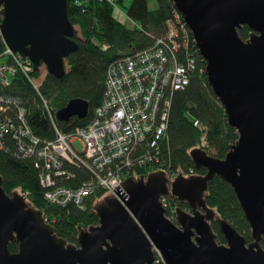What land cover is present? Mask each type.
I'll return each instance as SVG.
<instances>
[{"label": "water", "instance_id": "obj_1", "mask_svg": "<svg viewBox=\"0 0 264 264\" xmlns=\"http://www.w3.org/2000/svg\"><path fill=\"white\" fill-rule=\"evenodd\" d=\"M189 27L212 92L238 137L222 158L189 150L203 174L165 170L122 181L124 192L96 203L97 223L79 227L77 243L55 233L43 212L18 191L7 193L0 176V264H153L152 246L166 264H264V0H172ZM0 38L28 57L33 69L61 77L65 59L78 48L67 0H0ZM249 28L247 38L237 29ZM89 102L70 98L55 113L58 121L83 119ZM218 176L232 188L250 228L239 233L205 203L208 181ZM184 201L177 224L168 220L159 197ZM216 220L224 242L216 240ZM18 247L11 252L9 242Z\"/></svg>", "mask_w": 264, "mask_h": 264}, {"label": "built area", "instance_id": "obj_2", "mask_svg": "<svg viewBox=\"0 0 264 264\" xmlns=\"http://www.w3.org/2000/svg\"><path fill=\"white\" fill-rule=\"evenodd\" d=\"M85 6L89 0H71ZM112 6L117 19L139 25L117 5ZM84 9V7L82 8ZM1 17V13H0ZM3 42V41H2ZM106 48V44H102ZM204 60L197 52L189 27L175 8L164 20V31L153 36L151 45L133 50L112 60L106 67L99 103L88 112L85 122L64 131L56 124V116L43 99L49 113L54 137L41 139L28 125L22 101L15 95L0 92V146L7 132L14 139L15 153L32 157L39 168V183L43 198L57 206L84 208L85 197L96 189L118 197L124 192L122 181L138 179L150 171L165 170L169 181L177 172L157 165L159 141L165 134L171 95L184 88L190 77L204 70ZM33 64L28 57L11 51L3 42L0 47V87L10 85L16 74H23L37 89L42 77L32 75ZM199 130L197 147L207 144L206 126L192 121ZM75 142H79L78 149ZM86 170L87 179L75 186L62 183L74 177V169ZM191 167L184 173L192 175ZM24 196L27 192H22ZM169 195L159 197L165 217L178 225L175 202ZM184 210H189L185 209ZM153 264H166L160 251L152 246Z\"/></svg>", "mask_w": 264, "mask_h": 264}, {"label": "trees", "instance_id": "obj_3", "mask_svg": "<svg viewBox=\"0 0 264 264\" xmlns=\"http://www.w3.org/2000/svg\"><path fill=\"white\" fill-rule=\"evenodd\" d=\"M116 1L117 4L123 3V0ZM154 1V8H149V0H130L126 6V14L139 25L135 27L117 19L112 6L105 1L89 0L85 6H81L67 0L68 18L77 26L73 38L78 43V48L65 59L66 73L57 78L46 72L37 89L23 74L18 73L10 85L0 87V92L15 95L22 101L26 121L38 137L53 138L51 118L43 106V99L47 101L53 115L70 98L77 97L89 102L90 112L99 103L107 65L121 55L151 45L153 36L164 31V20L171 14L174 6L172 0ZM237 31L245 39L250 30L242 25ZM102 44L107 47L103 48ZM0 47H3L1 39ZM32 75L38 76L39 68L33 69ZM193 119H198L206 126L207 144L204 149L209 154L222 158L229 145L237 139L238 133L227 123L223 106L212 92L204 70L194 73L184 88L175 90L171 95L166 134L158 146V166L180 174L191 167L195 170L189 150L197 146L199 130L194 127ZM83 122L84 118L77 117L65 122L56 119V124L64 131ZM1 140L0 176L4 190L9 194L13 191L27 192V203L43 212L45 220L54 226L55 233L66 243L76 244L79 227L97 223L95 200H100L104 191L96 189L85 197L83 209L73 205L50 204L43 198V188L38 178L39 168L35 166L33 158L16 154L14 139L7 132ZM196 171L204 173L205 170L200 167ZM73 172L74 177L67 178L62 183L75 186L89 177L86 170L78 168ZM168 197L178 207H188L184 201H178L172 195ZM204 198L206 205L213 208L220 218L225 219L247 240L250 239L249 225L227 182L214 176L208 181ZM210 224L216 240L224 242L218 222L214 219ZM17 247L16 241L8 244L11 252L16 251Z\"/></svg>", "mask_w": 264, "mask_h": 264}, {"label": "rangeland", "instance_id": "obj_4", "mask_svg": "<svg viewBox=\"0 0 264 264\" xmlns=\"http://www.w3.org/2000/svg\"><path fill=\"white\" fill-rule=\"evenodd\" d=\"M129 2H130V0H123V3H122V4H117V5H118V7H119L124 13H126V6H128ZM154 6H155V1H154V0H149V8H154ZM127 25H128V26L131 25V23H130L129 20L127 21ZM75 28H76V31H77V26H76V25H75ZM46 72H47V71H46L45 66H44L43 64L40 65V67H39V77H43V76L45 75ZM75 145H76V147H77L78 149H81V145H80L79 142H75ZM21 193H22V192H21ZM105 196H108L107 193H104L102 197H105ZM101 199H102V198H100V200H101ZM100 200H95V203L99 202Z\"/></svg>", "mask_w": 264, "mask_h": 264}, {"label": "flooded vegetation", "instance_id": "obj_5", "mask_svg": "<svg viewBox=\"0 0 264 264\" xmlns=\"http://www.w3.org/2000/svg\"><path fill=\"white\" fill-rule=\"evenodd\" d=\"M195 168V167H194ZM199 169V168H198ZM198 169H196L195 168V170H194V173L193 174H203V173H198L196 170H198Z\"/></svg>", "mask_w": 264, "mask_h": 264}]
</instances>
